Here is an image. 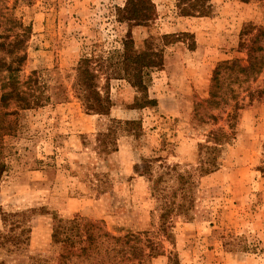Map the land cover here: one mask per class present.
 <instances>
[{
    "label": "rangeland",
    "instance_id": "obj_1",
    "mask_svg": "<svg viewBox=\"0 0 264 264\" xmlns=\"http://www.w3.org/2000/svg\"><path fill=\"white\" fill-rule=\"evenodd\" d=\"M204 1L185 16L182 0H0V264H66L56 217L157 243L120 264H264V68L214 78L247 65L264 0ZM126 38L155 61L142 86ZM82 59L108 114L81 99ZM179 173L191 202L162 219Z\"/></svg>",
    "mask_w": 264,
    "mask_h": 264
},
{
    "label": "trees",
    "instance_id": "obj_2",
    "mask_svg": "<svg viewBox=\"0 0 264 264\" xmlns=\"http://www.w3.org/2000/svg\"><path fill=\"white\" fill-rule=\"evenodd\" d=\"M188 2V7L181 9V14L188 15H206V5L204 0H182ZM165 37L168 35H164ZM20 35H15L16 41L14 44L19 43ZM13 41V42H14ZM264 25L256 28L249 42L241 41L240 46H244L247 52V65L243 66L239 61H224L217 66L215 80V88H219V81L217 75L220 73V69L224 68L230 71L237 70L246 75L257 74L264 68ZM132 40L126 38L123 41L124 54L122 56L121 63L127 73H131L134 77L133 84L142 86V70L145 67L156 66L155 61L151 58L150 51H131L130 45ZM12 45V43H11ZM153 53V51H151ZM156 53V52H155ZM154 54V53H153ZM23 56H19L22 60ZM86 59H82L77 67V80L81 89L84 105L87 110L93 113L108 114L110 110V101L107 98L101 97L95 87V74L89 69V66L85 63ZM6 68L12 70L13 66L7 64ZM130 71V72H129ZM216 89H211V98L217 95ZM264 90V89H261ZM17 92L9 91L2 95L4 99L11 97ZM154 102L153 99L150 101ZM28 105V103H26ZM128 122V121H127ZM176 169V168H175ZM179 180H175L177 187L181 191V201L174 205L175 201H169V204H173L171 209L160 213V217L164 219L167 212L185 213L187 212L188 205L190 204V184L188 179L182 173L177 174ZM161 175L155 179V184L160 183ZM176 187V188H177ZM159 188L155 187L157 192ZM159 194V193H158ZM176 194V192H175ZM53 243L61 244L60 257L64 259L67 264L71 259V255L76 257H83L86 264H120L123 261H134L140 263L144 257L150 255V252H158L159 247L157 243L152 239L141 238L138 233H126L124 235H113L105 231L102 227L96 225L93 222H82L78 217L72 219L55 218L53 223L52 233ZM151 243V245H149ZM149 250V252H147ZM78 251V253H76ZM94 260V261H93Z\"/></svg>",
    "mask_w": 264,
    "mask_h": 264
}]
</instances>
